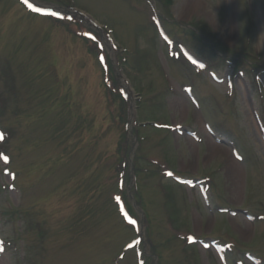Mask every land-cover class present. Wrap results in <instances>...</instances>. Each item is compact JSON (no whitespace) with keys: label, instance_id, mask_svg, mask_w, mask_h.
<instances>
[{"label":"rangeland","instance_id":"obj_1","mask_svg":"<svg viewBox=\"0 0 264 264\" xmlns=\"http://www.w3.org/2000/svg\"><path fill=\"white\" fill-rule=\"evenodd\" d=\"M262 71L264 0H0V264H264Z\"/></svg>","mask_w":264,"mask_h":264},{"label":"trees","instance_id":"obj_2","mask_svg":"<svg viewBox=\"0 0 264 264\" xmlns=\"http://www.w3.org/2000/svg\"><path fill=\"white\" fill-rule=\"evenodd\" d=\"M166 21L167 20H164L166 26H168L167 25V22L168 21L167 22ZM174 29H172V28H169L168 29V33L172 34V36L173 35L176 36L177 33L178 34L179 33H182L183 35L190 34V36L195 34L191 30H188L187 28H182L181 31H179V29H177V28H174ZM179 47H184V48H181V49H185V48L187 49V47L185 46V44L183 42L180 43V46ZM210 50L211 51H210L209 57H206V56H208V55H206V53L202 54V53H200L199 51H197L195 49H192V51H190V54L193 55V56H195L196 58H198L200 61L204 62V64H207V65H204V66H207L208 68H212V65L211 64H218L220 62H222L223 64L224 63H227V64L230 63L231 60L230 59H227L226 56L220 57L219 55H217L216 46L211 45L210 46ZM247 64L248 65H251V63H247ZM255 68H257V67H255ZM109 69H110V72H109ZM247 69H248V66H245L244 65V67L242 68V71L247 70ZM256 70H258V69H254V71H256ZM111 71H113V69L110 66V68H108V72L106 73V76H108V78H109L108 80L105 81L106 94L109 95L113 99L116 98V97H118V96H120L121 103L123 105H126V99L124 97L122 98L123 92L121 91L118 82L116 81L115 78H114V80H112V77L110 76ZM262 72H264V71H262ZM127 151H128V144H127V142L125 144L124 143H121L119 145V148H118V153L125 155L127 153ZM124 157H126V156H124ZM121 162H122V160H121ZM121 162L118 165L119 166L118 169L123 170L124 168H126L127 163H126V161H125V164H124V162L123 163H121Z\"/></svg>","mask_w":264,"mask_h":264},{"label":"bare ground","instance_id":"obj_3","mask_svg":"<svg viewBox=\"0 0 264 264\" xmlns=\"http://www.w3.org/2000/svg\"><path fill=\"white\" fill-rule=\"evenodd\" d=\"M212 143H211L212 152L215 153L216 155H220L225 160L230 161V165H229L230 172L231 173L233 172V175L234 174L236 175V172H238V167L231 162L230 158L232 157V155L230 153H227L226 150L221 145H217L216 143L212 144Z\"/></svg>","mask_w":264,"mask_h":264},{"label":"snow or ice","instance_id":"obj_4","mask_svg":"<svg viewBox=\"0 0 264 264\" xmlns=\"http://www.w3.org/2000/svg\"><path fill=\"white\" fill-rule=\"evenodd\" d=\"M24 2L25 3H28V0H24ZM28 7L29 8H32V4H28ZM33 11H40V9L39 8H33L32 9ZM50 15H53V16H56L57 15V13H55V12H52V13H50ZM101 61L103 62V57H101ZM3 134L2 133H0V140H3ZM4 160H5V162H7V157H4ZM132 223H135V221H131Z\"/></svg>","mask_w":264,"mask_h":264}]
</instances>
